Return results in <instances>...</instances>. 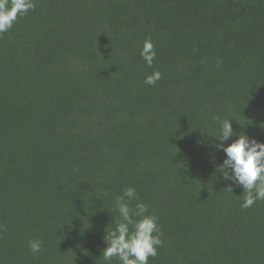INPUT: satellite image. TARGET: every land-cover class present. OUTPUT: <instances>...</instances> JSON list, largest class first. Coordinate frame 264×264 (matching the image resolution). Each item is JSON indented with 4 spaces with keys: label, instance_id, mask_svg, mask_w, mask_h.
<instances>
[{
    "label": "trees",
    "instance_id": "obj_1",
    "mask_svg": "<svg viewBox=\"0 0 264 264\" xmlns=\"http://www.w3.org/2000/svg\"><path fill=\"white\" fill-rule=\"evenodd\" d=\"M35 3L0 34V264H120L128 186L158 217L149 264H264V200L242 208L210 146L216 117L264 142V0Z\"/></svg>",
    "mask_w": 264,
    "mask_h": 264
},
{
    "label": "clouds",
    "instance_id": "obj_2",
    "mask_svg": "<svg viewBox=\"0 0 264 264\" xmlns=\"http://www.w3.org/2000/svg\"><path fill=\"white\" fill-rule=\"evenodd\" d=\"M35 7V0H0V34L8 32L18 17L35 10ZM140 55L152 67L156 52L150 38L143 42ZM161 75L158 70L153 71L145 77L144 82L154 85ZM215 119L220 125L219 136L212 137L221 143L210 146L225 153V159L215 166L216 170L225 180H231L243 188L241 207L250 208L257 200H264V142L250 139L243 133H234L232 119ZM233 135L237 138L225 146L223 141ZM131 201H136L134 208L130 205ZM114 209L119 218L114 228H106L103 240L107 246L102 250L103 259L111 261L116 257L120 264H149V257L155 258L163 243L158 217L149 214L148 206L140 201L134 186L124 188L122 194L114 198ZM42 244L38 238L30 240L28 249L32 254H38Z\"/></svg>",
    "mask_w": 264,
    "mask_h": 264
}]
</instances>
